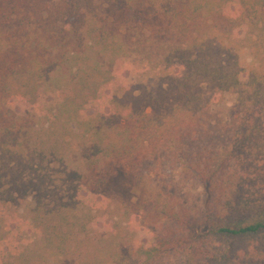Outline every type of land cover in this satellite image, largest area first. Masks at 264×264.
I'll return each instance as SVG.
<instances>
[{"label":"trees","instance_id":"trees-1","mask_svg":"<svg viewBox=\"0 0 264 264\" xmlns=\"http://www.w3.org/2000/svg\"><path fill=\"white\" fill-rule=\"evenodd\" d=\"M49 1L0 0V264H95L112 222L92 187L101 158L171 161L205 193L200 222L166 211L167 226L101 264H264V0H56L78 48L101 47L91 63L64 51L65 26L43 16ZM239 49L253 60L246 82ZM138 55L160 84L128 98L118 82ZM225 93L229 119L208 120ZM72 137L89 176L65 170ZM132 208L121 218L137 219Z\"/></svg>","mask_w":264,"mask_h":264},{"label":"rangeland","instance_id":"rangeland-1","mask_svg":"<svg viewBox=\"0 0 264 264\" xmlns=\"http://www.w3.org/2000/svg\"><path fill=\"white\" fill-rule=\"evenodd\" d=\"M49 2H51L48 6L49 9L44 11L43 16L46 17L48 15L51 20L58 19L60 27L65 26L68 35L66 34L67 41L64 46V51L74 52L76 50L80 57L87 58L90 63L95 59L100 62L101 47L97 44L87 43L83 44L82 48L79 49L78 45L81 44L83 36L76 35L74 33V28L68 24V21L59 19L60 13H58L55 8L58 5L57 1L53 0ZM44 9L45 8H42L41 11L43 12ZM26 28L30 29L29 31H32L33 34H37L39 26L32 23V27L26 25ZM150 59L151 58L146 55H138L133 58V60L140 63L128 66L125 69V77H122L118 84L120 88L124 90L123 92L126 93L127 91L125 94L126 97L129 98L131 94L133 96H139L144 88H147L149 91L158 90L160 81L155 78L152 70L153 68L147 69V64ZM236 60L239 68H242L239 79L241 82H246V72L251 65H253L250 52L247 49L237 50ZM76 62L77 61L74 60L69 66L72 64L74 68V63ZM149 64V66H153L152 63ZM68 71V67L64 66L62 73L68 75ZM234 102L235 96L231 93H225L221 102L214 105L211 109L213 116H209L208 120H216V116L220 119L223 118V120H228ZM96 113V107H92L89 114L95 115ZM41 125L44 126V122L37 123L38 127ZM57 131L58 133L55 138L61 139L62 136L68 135L65 131V127L61 124L57 126ZM69 139H66L69 141L68 145L61 146L62 151L65 152L66 155L64 160L65 170L70 173L81 174L82 176L88 175L89 173L87 172V166L84 160L85 143L82 141V138L80 140L74 137ZM97 167L98 177H96V181L94 178L92 179L95 181V185L92 187L97 191V194L100 195V198L102 196L104 197L103 201L109 206L111 213L108 216L112 222H107V224H109L108 231H101V233L106 231L104 234H107L106 236L108 237H105L101 245L103 250L94 253V255H96L95 264H101V260H106L118 245L123 248L130 246L133 241L145 243L151 230L153 231L155 230L154 228L165 227L170 223L168 220H165L166 211H178L181 213L182 217L186 214L187 216L190 214V217L194 218L196 222H200L202 218L201 214H204L205 210L202 201L205 197V193L202 185L194 180L193 177L183 173L178 165L171 161L163 160L157 167H155V164L152 162L149 164L143 163L139 168H135L119 163L116 160L101 158L97 163ZM73 185L74 187L76 186L75 181ZM95 198L96 197L90 195L86 202L89 205H93V201L96 200ZM49 201L54 204L53 198ZM166 203H168L169 206H167ZM128 204L134 207L132 208L133 213L139 216L137 217L138 220L135 218L134 220L131 219V221H125V219L121 218V216L124 215V208ZM217 215H222V213H217ZM160 220L162 226L158 224ZM116 226H118L119 233L122 237L118 240L109 237V235L111 236L114 234L113 229H115ZM101 233L93 228L92 235H95V237H99ZM132 262L134 261L130 259L129 263ZM47 264H54L51 257H48Z\"/></svg>","mask_w":264,"mask_h":264}]
</instances>
